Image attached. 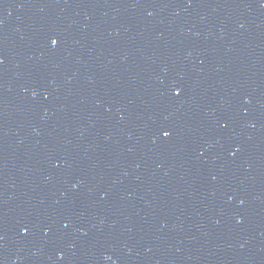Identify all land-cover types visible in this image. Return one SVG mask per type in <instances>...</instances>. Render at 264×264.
Returning a JSON list of instances; mask_svg holds the SVG:
<instances>
[{
	"label": "water",
	"instance_id": "95a60500",
	"mask_svg": "<svg viewBox=\"0 0 264 264\" xmlns=\"http://www.w3.org/2000/svg\"><path fill=\"white\" fill-rule=\"evenodd\" d=\"M0 264H264V0H0Z\"/></svg>",
	"mask_w": 264,
	"mask_h": 264
},
{
	"label": "snow or ice",
	"instance_id": "6c2138e0",
	"mask_svg": "<svg viewBox=\"0 0 264 264\" xmlns=\"http://www.w3.org/2000/svg\"><path fill=\"white\" fill-rule=\"evenodd\" d=\"M53 43H56V41L54 40ZM179 91V90H178ZM165 135H168V133H165Z\"/></svg>",
	"mask_w": 264,
	"mask_h": 264
}]
</instances>
